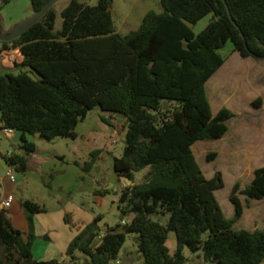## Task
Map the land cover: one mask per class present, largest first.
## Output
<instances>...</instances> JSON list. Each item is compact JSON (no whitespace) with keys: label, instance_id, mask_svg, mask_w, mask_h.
Returning <instances> with one entry per match:
<instances>
[{"label":"trees","instance_id":"trees-1","mask_svg":"<svg viewBox=\"0 0 264 264\" xmlns=\"http://www.w3.org/2000/svg\"><path fill=\"white\" fill-rule=\"evenodd\" d=\"M11 1L0 0V14ZM49 1L31 0L33 13ZM113 1L90 5L72 0L62 11L59 31L53 6L21 38L0 42L7 49L19 48L24 56L15 70L0 73V123L22 134L26 154L36 151L27 134L49 141L76 139L79 124L100 108L126 119L130 151L115 159L119 178L134 182L135 173L148 169L143 184L127 183L120 191L121 216L133 219L103 228L97 217L70 243L71 261L78 264L75 253L80 251L88 256L87 264L117 263L127 234L135 233L142 264H186L187 249L193 255L201 251L202 264H262L264 230H237L234 225L244 215L239 195L264 201V166L254 171L250 185L232 189L235 215L229 219L216 196L225 188L223 173L207 178L194 146L225 137L235 117L227 107L213 114L206 91L226 62L222 50L231 43L244 59L264 61V0H161L163 11L149 12L141 28L128 35L117 31ZM209 15L208 25L196 33L193 26ZM99 156L100 150L91 153L86 172ZM4 159L20 173L28 170L25 155L12 153ZM24 206L31 226L27 239L0 209V264H61L34 258L32 218L47 209L31 201ZM170 232L177 238L174 253L167 246Z\"/></svg>","mask_w":264,"mask_h":264},{"label":"rangeland","instance_id":"rangeland-1","mask_svg":"<svg viewBox=\"0 0 264 264\" xmlns=\"http://www.w3.org/2000/svg\"><path fill=\"white\" fill-rule=\"evenodd\" d=\"M72 0H58L54 5L57 11V20L55 30L59 31L63 27L62 11ZM85 4L96 5L99 0H78ZM5 8V7H4ZM12 13L16 12L11 9ZM161 13L163 11L161 0H114L111 12L115 21L117 31L122 35H128L131 32L141 28L145 16L151 12ZM211 15L201 20L195 27V32H201L209 23ZM231 44L222 50L226 58L225 64L214 75L208 85V95L212 104L213 113L216 114L218 109L227 107L234 109L235 117L228 122L230 134L235 129L239 133L235 135L232 142L225 140L201 141L194 146V152L197 161L207 178L213 177L217 171H224L227 177L226 187L219 190L216 194L217 199L227 218H233L235 208L230 201L231 189L237 183H247V177L254 168L264 166V61L255 59H244L238 52L233 51ZM15 70V68L13 69ZM28 71V69H26ZM34 78L37 75L30 73ZM227 79H233L234 90L226 94L217 93L218 88ZM221 81V82H219ZM219 82L218 86L213 85ZM230 88V87H229ZM226 96V97H225ZM225 97V98H224ZM224 98V99H223ZM261 100V105L257 106L256 102ZM104 118L108 122H104ZM79 138H57L55 142L43 139L37 134V144L42 150L56 149L62 154H67L70 159L75 156L71 152L72 146L83 149L92 146L100 150L99 167L100 170H94L92 175L95 177L96 189L98 192L109 191L111 196L101 195L99 193L86 199V206L93 209L97 214L103 216L102 221H106L105 228L115 227L118 224L129 222L130 215L122 218L119 210V200L113 197L114 189L120 187L113 179V163L115 158H121L125 155L126 145V121L122 115L106 113L100 108L91 111L87 118L77 127ZM75 141V142H74ZM15 144L6 138H0V161L6 165L4 156L8 151H15ZM215 154L212 161H208V156ZM8 167V164H7ZM148 169H144L134 175V184H143ZM240 176L237 182L236 177ZM27 191V190H26ZM27 193V192H26ZM104 196V197H103ZM106 196V197H105ZM245 207L246 216L238 221L234 228L237 230H264V204L258 203L252 205L247 202L246 197L239 195ZM253 209L255 211H253ZM256 212V215H255ZM256 217V219H255ZM167 217L161 221L165 223ZM258 221V222H257ZM168 244L170 247H177V238L174 232L169 233ZM76 256L82 257L81 263L87 264L88 256L77 251ZM135 262L142 264L143 259L139 251L138 236L135 233L127 234L126 243L119 254V260L123 261L127 257L138 256ZM198 254L197 256H199ZM187 263L191 264L195 256L187 249L185 251ZM71 259V258H69ZM77 260V259H76ZM68 261V260H67ZM79 262V261H77ZM65 264V263H64ZM79 264V263H78ZM117 264V263H114ZM122 264V262L120 263ZM264 264V262L262 263Z\"/></svg>","mask_w":264,"mask_h":264},{"label":"crops","instance_id":"crops-1","mask_svg":"<svg viewBox=\"0 0 264 264\" xmlns=\"http://www.w3.org/2000/svg\"><path fill=\"white\" fill-rule=\"evenodd\" d=\"M11 9H14L16 12H10L12 11ZM33 15L34 13L31 8V0H12L11 3L3 8L0 14L3 32L5 34L12 32L17 25L28 20ZM196 26L197 24L193 26L194 31ZM231 46V48H233L232 44ZM14 68L0 66V73ZM212 78L207 82L206 85V91L209 100L210 96L208 95V85L210 84ZM219 82H215L213 85L218 86L220 84ZM233 84V79H227L223 84H221L220 88H218L216 94L220 93V95H223L228 91L234 90L232 88ZM230 110L235 112L231 107ZM0 125L2 126L3 124L0 123ZM239 130L242 129H235L233 133L230 134L231 132L229 126L228 133L225 135V137L220 139V141L225 140L227 142H232L235 135L239 133ZM77 135L78 136L75 140L79 138L78 133ZM2 138L9 139L12 141V144L16 145L14 147L15 151L9 150L8 154L19 153L24 155L23 153L25 151L22 149L23 142L21 133L16 132L12 137ZM36 138L37 135H26V139L29 142L35 143L36 151L33 154H27L29 156L25 155L28 161V170L25 173H20L15 167H12L16 174V179L14 182H12L8 176V169L10 166L8 165L7 167V164L3 165L0 161V207H3L2 203L7 200L8 197H13L11 206L3 209L7 211V215L14 227L24 233L25 239H27V236L31 231V226L28 212L24 206V203L26 201H31L45 207L47 209L46 212L34 214L32 218L34 225L33 230L36 236L32 247L33 256L39 261L58 260L61 262V264H73L71 259H69L70 255L67 252L70 243L75 238H77L86 228V226L91 224L97 217H101L98 224L100 222L104 223L102 221L103 216L101 214H97L93 209L90 210L86 206V202H84L86 199H89L91 195L95 197V194L98 193L95 184V177L92 175L94 170L101 169L99 167L98 161L90 172H86L84 170L86 163L91 159V153L98 148H95V146H87L83 149H80V147H76L74 143L71 148V152L74 154L75 158L70 159L67 154H62L54 148L49 150H41L37 144ZM55 140L53 141L55 142ZM256 169L257 168H254L253 171L250 172L247 177L246 184L241 183L242 189L251 184L254 178V171ZM113 171V179L115 183L120 185V187L116 186L114 189L115 194H113V197L116 199L114 201H118L121 189L124 188L129 182L125 178H119L115 170ZM221 172L223 173L226 187L227 177L224 171ZM240 178V176L236 177L237 182L240 180ZM106 196H111V194L108 193ZM247 202H249L251 205L254 202H256L254 204H264L263 200H247ZM253 211L255 210L253 209ZM245 216L246 211L244 207V215L242 219L245 218ZM133 217L134 215H130L129 222L133 219ZM66 218H68L69 223L66 222ZM106 225L107 222L105 221L103 228H105ZM100 243L101 239H98L94 246H98ZM167 246L169 247L171 253L175 252V247H170L168 241ZM197 255L198 254H194L195 259H193L191 264L203 263L202 258H198ZM138 257L139 255L133 257L130 256L123 261L120 260V263L140 264L135 262ZM76 259V262L79 261L77 263L82 264V257L76 256Z\"/></svg>","mask_w":264,"mask_h":264},{"label":"water","instance_id":"water-1","mask_svg":"<svg viewBox=\"0 0 264 264\" xmlns=\"http://www.w3.org/2000/svg\"><path fill=\"white\" fill-rule=\"evenodd\" d=\"M58 0H50L44 7L41 11H39L38 13H35L31 18H29L28 20L24 21L23 23L17 25L15 27V29L10 32V33H4L3 32V28H2V21H1V18H0V42L2 43H10V42H13L19 38H21L25 32H27L30 28H32L37 22H39L42 17L44 16V14L50 9L52 8L56 2ZM229 11V9H228ZM229 14H230V11H229ZM230 17L232 18L231 14H230ZM233 20V18H232ZM233 22L236 24V22L233 20ZM2 116V113L0 112V117ZM129 148L127 147L126 148V151H125V156H128L129 154ZM24 155L26 156H29L27 155L25 152L23 153ZM127 181L129 182V184H133V182L129 179H127ZM0 209H3V207H0ZM105 225V221L104 223H99V226L100 227H103ZM123 227L120 228V231H123ZM201 251H198L196 254H200ZM216 258L213 260V262L215 263L216 262ZM125 264V263H123Z\"/></svg>","mask_w":264,"mask_h":264},{"label":"built area","instance_id":"built-area-1","mask_svg":"<svg viewBox=\"0 0 264 264\" xmlns=\"http://www.w3.org/2000/svg\"><path fill=\"white\" fill-rule=\"evenodd\" d=\"M24 59V56L19 48L17 49H7L4 48L3 45L0 43V66L8 67V68H14L18 64H20ZM16 131L12 128L4 127L3 125H0V138L1 137H12ZM12 153H9L8 155H11ZM8 176L12 182L16 179L15 171L13 170L12 166L8 169ZM13 202V197L10 196L2 203L3 208H8L11 206V203ZM125 224V222H123ZM102 239V237L100 238ZM117 264H120V261L117 262Z\"/></svg>","mask_w":264,"mask_h":264}]
</instances>
